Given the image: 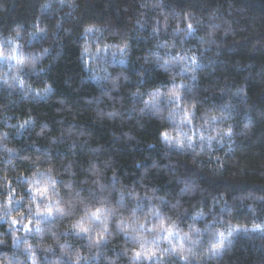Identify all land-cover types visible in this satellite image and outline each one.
<instances>
[{
  "label": "clouds",
  "instance_id": "9594fccd",
  "mask_svg": "<svg viewBox=\"0 0 264 264\" xmlns=\"http://www.w3.org/2000/svg\"><path fill=\"white\" fill-rule=\"evenodd\" d=\"M137 5L122 36L86 19L82 0H34L27 26L0 31V264H229L238 239L264 252V192L207 195L209 178H245L239 154L264 121L251 71L223 74L233 63L225 59L232 13L217 2ZM74 32L83 37L79 78L94 89L77 101L56 95L48 78ZM133 38L151 41L139 67ZM38 100L61 106L55 131L46 121L37 127L30 105ZM89 123L108 140H94ZM149 124L157 131L142 139ZM117 141L152 150L133 159L138 174L119 163ZM258 167L264 183V161Z\"/></svg>",
  "mask_w": 264,
  "mask_h": 264
},
{
  "label": "trees",
  "instance_id": "16d2710c",
  "mask_svg": "<svg viewBox=\"0 0 264 264\" xmlns=\"http://www.w3.org/2000/svg\"><path fill=\"white\" fill-rule=\"evenodd\" d=\"M173 2L181 9H202L212 2H217L225 10L232 13L230 19L234 22L236 33L234 37L230 36L228 38L225 59L233 63L224 70L223 74L239 79L250 70L252 81L249 85V91L254 96L259 94L264 97V71H261V66L264 65V0H173ZM33 5L34 0H0V31H5L14 24L27 26L34 11ZM137 6V0H82V9L86 19L101 20L111 25L112 28L118 29V34L121 36L130 27L127 17L134 12ZM112 28L109 30H112ZM137 30L147 32V28ZM82 39L83 37L77 32L65 37L62 47L56 52L57 59L48 69V78L51 79L55 87L56 95L68 96L72 101H77L79 97L94 91L92 81H84L79 78L81 74L80 61L82 59L79 56V46ZM43 40V37L34 38V42L37 44ZM150 44L151 41L132 39V62L136 67H139V61L136 58L142 57ZM254 44L255 47H253ZM237 60L241 62L239 68L235 66ZM112 62L115 63L114 58H112ZM151 77L156 80L162 79L161 73L155 70L151 73ZM42 79L43 77H33L37 84L42 83ZM77 87H80L79 92L75 91ZM30 106L33 113L36 114L37 127L40 126L41 121H46L52 124L53 131L56 130L60 121L56 118L54 110L61 107L60 105L45 104L42 100H38ZM24 107L22 105L18 111L23 113ZM76 107H79V105L77 104ZM13 111H16V109H13ZM88 126L93 128L96 133L94 140L100 142L108 140L106 128H98L91 123ZM156 131L154 124L147 125L142 139H148L150 136L155 135ZM45 135L47 136L48 133ZM17 143H20V141L18 140ZM38 143L41 145L40 150L43 151L45 144L42 141H38ZM128 144L133 145L134 142L129 141ZM116 147L121 150L116 154L117 159L127 169L129 176L132 173L138 174L139 172L136 167L132 166L133 159L152 151L144 147L143 144L129 149L120 141L116 142ZM141 148H143V151L140 150ZM24 150L33 151L30 145H24ZM262 161H264V121H259L253 142L244 147L237 162V168H246L245 178H234L228 174L209 178L207 181L209 185L207 195L211 196L218 194L220 191H227L231 197L246 189L264 192V183L261 182L258 167ZM235 170L237 169H230L229 171ZM17 182L19 183V181ZM158 182L164 184V179L161 177ZM261 257H264V252L254 253L246 241L238 239L236 249L232 256L228 258V261L229 264H254V261L259 260Z\"/></svg>",
  "mask_w": 264,
  "mask_h": 264
}]
</instances>
